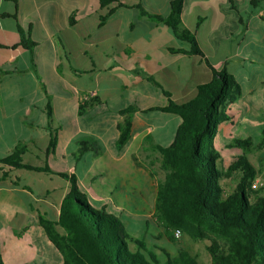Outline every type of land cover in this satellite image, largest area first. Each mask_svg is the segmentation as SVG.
<instances>
[{
  "label": "crops",
  "instance_id": "0c3cea01",
  "mask_svg": "<svg viewBox=\"0 0 264 264\" xmlns=\"http://www.w3.org/2000/svg\"><path fill=\"white\" fill-rule=\"evenodd\" d=\"M171 1L118 0L102 7L99 0H0V159L20 147L21 157L39 160L32 164L24 157L23 164L56 165L48 166V173L0 163V240L6 233L30 236L39 246L37 253L43 254L39 242H51L39 218L56 221L70 190L69 182L56 173L73 174L79 190L107 210L123 211L125 203L147 190L148 177H136L132 165L135 146L153 132L141 118L153 107H165L168 100L190 101L197 87L212 77L204 60L190 54L188 42L143 15L165 18ZM219 1L183 0L175 29L192 35L212 68L226 71L241 88L240 98L230 105L233 118L221 126L215 140L223 155L231 153L233 140L251 138L245 124L260 109L248 106L250 95L256 93L264 105V80L253 84L250 94L238 80L241 75L249 80L250 73L243 75L248 63L244 43L258 40L249 29L262 31L257 23L264 21V11L260 8L252 26L253 20L232 14L231 0ZM20 31L35 47L20 45ZM125 91L140 99L138 106H131L136 109L130 114V140L120 152L114 145L107 158L104 152L92 154L87 169L77 176L76 167L70 166L77 165L76 160L70 156L96 149L87 141L95 135V126L88 124L100 111L117 114L107 119L114 121L116 141L117 126L125 117L119 112L129 107ZM136 123L142 131H135ZM155 145L162 146L150 144Z\"/></svg>",
  "mask_w": 264,
  "mask_h": 264
},
{
  "label": "trees",
  "instance_id": "16d2710c",
  "mask_svg": "<svg viewBox=\"0 0 264 264\" xmlns=\"http://www.w3.org/2000/svg\"><path fill=\"white\" fill-rule=\"evenodd\" d=\"M114 1L118 0H99L102 7ZM251 3L256 6L255 0ZM182 4L183 0H172L170 14L165 18L143 15L167 25L178 39L188 42L190 54L204 60L212 77L197 87V94L190 101L176 104L168 100L165 107L150 109L180 120L168 146H152L160 154L161 168L165 171L155 195V218L167 229L179 230L193 239H209L207 252L211 264H264V186L251 188L257 175L247 157L252 143L249 139L233 140L229 150L237 151V158L224 171L218 166L221 155L215 144L221 126L233 118L230 105L240 98L241 88L226 71L212 68L192 35L176 31ZM105 20L106 17L101 18L100 24ZM20 36V45L25 49L35 47V43L25 40L22 31ZM84 109L81 104L79 110ZM135 109L129 106L119 112L125 116L117 126L115 147L119 152L130 140V114ZM259 144L264 148V136ZM21 155L18 147L12 155L0 159V163L52 173L47 165L23 164ZM233 173L239 175L238 182L230 193H225L221 181ZM56 174L69 182L70 190L61 202L58 219L40 217L39 224L62 254L63 264H199L194 256L181 249L175 256L163 253L165 260L160 262L141 242L130 238L106 205L89 200L79 190L73 174ZM5 176L2 173V178ZM129 242H134L137 249L132 251Z\"/></svg>",
  "mask_w": 264,
  "mask_h": 264
},
{
  "label": "rangeland",
  "instance_id": "374dc122",
  "mask_svg": "<svg viewBox=\"0 0 264 264\" xmlns=\"http://www.w3.org/2000/svg\"><path fill=\"white\" fill-rule=\"evenodd\" d=\"M215 1L217 4H220L219 0ZM256 1L258 3L255 6L251 3V0H231V12L236 17L240 16L245 22L253 20L254 24L252 26H256L255 23H257L256 19L260 8L264 11V0ZM232 22L237 24L233 19ZM257 24L261 25L262 31L258 32L250 28L249 33L253 39L255 35L258 36V40L244 43L246 46L244 55L248 63L247 68L243 71V75L246 73L248 76L250 73L249 80H243L241 78L242 75L238 79L240 81L239 83L242 85L243 92L247 94H250L253 84H257L264 80V21L258 22ZM226 30H228V27H226ZM130 93L131 92L128 91L124 92V97L128 98V106H138L140 104V99L133 96L131 97ZM255 94L256 93L250 95L248 106L253 110L260 109V114L249 115L248 121L245 124L251 135V138L246 139H249L252 143L247 157L249 163L257 171L256 176L264 183V148H261L259 144L264 136V105L259 99L254 97ZM109 116L116 117L117 114L113 111H100V113L93 118L95 121H90L88 124V126H95L93 130L95 135L92 137L93 139L87 137V141L92 142L97 151L88 150L87 152H83L80 150L77 151L74 156H70L72 162H74V159L76 160L77 165L70 166L76 167L77 176H80L81 173L87 169L89 165L86 160L90 159V156L95 154V152H104L103 157L105 158H107L108 154L111 155L115 145V141H112V137L115 136L116 129L114 121L111 122L107 120ZM141 119L145 120L148 125L153 127V132L148 139H145L144 144L135 146L134 154L132 155V165H135L136 177H140L142 174L148 177L147 190L143 189L140 194H136L128 203H125L122 206L123 211L116 210L115 208L108 211L119 219L125 231L133 241L141 242L146 251L156 255L160 262L165 260L163 253L175 256L181 249L194 256L199 264H211L210 256L207 252V247L210 245L209 239H193L183 232H181L180 237L176 239L173 236L174 230L167 229L155 218V195L158 184L164 180L165 171L161 168L160 154L155 151L150 144L158 143L162 146H168L173 140L180 120L177 116L156 111L147 112ZM135 125V131L140 132L143 130V127H138L137 123ZM236 152L237 151L233 150L230 154L221 155L218 160L219 168L224 171L232 165L237 158ZM0 156H2V153H0ZM43 156L44 154L39 155V157ZM24 157L29 163L38 164V159L35 160L34 157H30L26 154ZM47 166L56 168V165ZM238 179L239 175L237 173L223 178L221 183L224 192L230 193L235 188ZM0 241V264H63L62 254L54 245L48 243L45 238L42 242H39V245H41V243L43 245V254L37 253L39 246L37 243L31 242L30 236L6 233V235L2 234V239ZM128 245L132 251L138 247L134 242H129Z\"/></svg>",
  "mask_w": 264,
  "mask_h": 264
},
{
  "label": "built area",
  "instance_id": "2783aa9c",
  "mask_svg": "<svg viewBox=\"0 0 264 264\" xmlns=\"http://www.w3.org/2000/svg\"><path fill=\"white\" fill-rule=\"evenodd\" d=\"M263 186H264L263 181H262L260 178H258L257 176H256L255 179L251 182V188H252V189H259V188H261V187H263ZM180 235H181V232H180L179 230H175V231L173 232V236H174L176 239H178V238L180 237Z\"/></svg>",
  "mask_w": 264,
  "mask_h": 264
}]
</instances>
